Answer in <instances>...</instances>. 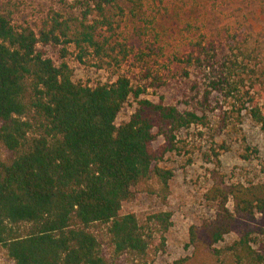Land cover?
<instances>
[{
    "label": "trees",
    "instance_id": "1",
    "mask_svg": "<svg viewBox=\"0 0 264 264\" xmlns=\"http://www.w3.org/2000/svg\"><path fill=\"white\" fill-rule=\"evenodd\" d=\"M81 2L80 18L61 21L54 14L37 33L0 13V246L14 264H107L95 234L101 227L114 255L144 259L151 235L135 215L121 214L122 205L152 178L166 198L172 173L161 163L176 150L175 134L206 120L197 111L139 98L141 91L124 76L94 87L74 83L65 62L56 65L38 50L71 45L80 62L88 53L117 66L127 59L129 49L117 34L124 17L119 0ZM131 5L140 8L139 0ZM66 55L60 50L61 59ZM183 62L190 68L185 79L201 78L203 86L194 80L193 89L202 94V105L215 96L229 103L237 122L244 112L264 131L259 48L236 38L222 47L197 42ZM130 98L133 113L117 126ZM158 138L164 142L155 147ZM216 148L228 151L224 142ZM210 155L213 169L203 198L213 208L212 219L189 228L192 256L172 264H264V182L225 181L218 152L210 148ZM170 218L157 213L150 223L166 233ZM231 235L234 241L219 251Z\"/></svg>",
    "mask_w": 264,
    "mask_h": 264
},
{
    "label": "rangeland",
    "instance_id": "2",
    "mask_svg": "<svg viewBox=\"0 0 264 264\" xmlns=\"http://www.w3.org/2000/svg\"><path fill=\"white\" fill-rule=\"evenodd\" d=\"M81 1L0 0V13L10 14L14 26H28L37 33L46 27L54 14H59L61 21L80 18L84 11ZM139 2L140 8L135 10L132 0H119L124 17L119 22L118 41L129 49V56L119 66L106 59L98 60L89 53L80 62L77 59L79 52L71 45L45 48L39 45L38 50L45 52L56 65L65 62L74 83L94 87L111 84L117 77L124 76L134 90L141 91V99L174 106L180 112L205 114L203 123L175 134L176 150L163 158L161 167L172 173L166 198L162 200L160 185L152 178L134 188L132 199L122 205L121 214L135 215L145 232L151 235L147 256L139 259L129 254L114 255L103 235V227L95 230V234L101 236V251L107 264H172L192 256V249L187 247L189 228L210 221L213 216L212 206L203 198L210 187L209 173L213 169L211 162H214L210 148L219 154V171L225 181L264 182V131L244 112L237 122L229 114V103L215 96L202 105V94L193 89L194 80L202 85L201 78L194 75L185 79L184 73L190 68L183 62L197 42L213 41L222 47L227 38H236L246 41L249 47L259 48L264 64V0ZM62 49L67 52L65 59L60 58ZM261 104L264 108V98ZM134 108V99L130 98L118 114L116 125L126 122ZM163 142L158 138L154 146ZM223 142L228 151L217 150L216 146ZM246 145L250 146L248 152L242 150ZM241 154L246 155L247 160L241 159ZM157 213L171 216L166 233L150 223V218ZM233 241L234 236H225L216 248L223 251ZM223 256L219 259L224 260ZM198 258L209 263L203 255ZM233 262L228 260V264ZM0 264H14L1 246Z\"/></svg>",
    "mask_w": 264,
    "mask_h": 264
}]
</instances>
